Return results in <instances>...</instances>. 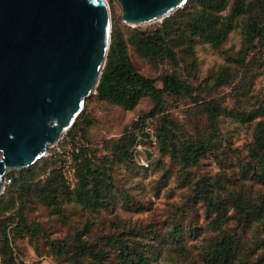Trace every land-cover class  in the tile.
Here are the masks:
<instances>
[{"label":"rangeland","instance_id":"rangeland-1","mask_svg":"<svg viewBox=\"0 0 264 264\" xmlns=\"http://www.w3.org/2000/svg\"><path fill=\"white\" fill-rule=\"evenodd\" d=\"M106 1L111 9L112 31L127 42L136 69L154 79L161 89L164 87L162 78L174 73L189 86L181 94L166 91L162 97L166 104L164 115L149 117L146 125L155 130L167 121L170 136L178 140L179 146L182 142L197 143L211 138L210 149L198 162L187 165L172 153H165L160 142L140 154L144 160H149V167L141 162L144 167L137 163L124 164L117 157L118 153L117 158L113 156L107 162L106 148L113 147L110 141L134 127L140 116L152 110L155 101L147 95L134 109H125L97 98V92L91 94L81 111L91 123L81 122L85 129L76 132L75 138L81 146L96 150L91 167L97 168L104 181V204L97 206L92 195L90 201H81L77 195L69 197L65 188L57 190L58 202L49 204L39 196L36 186L30 187L34 180L26 184L20 180L19 189L12 190L18 195L17 205L0 204V221L14 213L25 216L29 223L27 228H32L11 236L14 263L129 264L119 251L122 244H128L147 252L148 264H216L212 252L223 230L237 232L246 247L260 243L250 258L264 257V229L255 223L243 228L236 219L221 220L219 227H215L212 221L219 211L208 199L198 197L197 188L203 180L220 184V187L215 186L214 195L219 194L226 202V217L238 216L233 198L241 195L255 202L264 196V184L244 179L241 173L242 165L249 159L255 126L264 120V115L247 122L239 120V114H252L264 107V69L258 59H252L255 51L245 50L249 32L254 37L252 45L256 49L264 48V34L258 36L253 29L256 19L259 26L264 27L260 0L246 1V12L233 18V29L219 47L207 42L200 30L192 33L195 29L190 26L192 19L204 7L201 0H187L183 13L175 17L171 16L176 11L162 20L142 24L126 23L122 19L121 4L117 0ZM216 2L218 0L209 3L212 10H216ZM232 5L233 0H227L226 8L216 11L221 22L231 20ZM169 17L170 36L166 43L167 48L176 53L175 58L170 54L150 57L138 52L137 33L155 34ZM210 101L217 109L208 106ZM69 144L65 145L69 148L67 151L73 147ZM56 152L59 153L56 147L50 146L48 154L33 163L38 165L36 181L48 179L53 168H61L62 161L52 158ZM76 184H71L72 189ZM4 192L7 188L2 194ZM133 229L141 233L135 236ZM85 244L102 252L103 259L80 251L78 247ZM6 251L0 232V264H13L8 261L9 255L4 259ZM247 251L251 255L252 249Z\"/></svg>","mask_w":264,"mask_h":264},{"label":"water","instance_id":"water-1","mask_svg":"<svg viewBox=\"0 0 264 264\" xmlns=\"http://www.w3.org/2000/svg\"><path fill=\"white\" fill-rule=\"evenodd\" d=\"M126 23L187 0H117ZM106 0H0V195L11 170L47 155L97 92L112 38Z\"/></svg>","mask_w":264,"mask_h":264},{"label":"trees","instance_id":"trees-1","mask_svg":"<svg viewBox=\"0 0 264 264\" xmlns=\"http://www.w3.org/2000/svg\"><path fill=\"white\" fill-rule=\"evenodd\" d=\"M201 1L204 2V7L202 11L192 19L190 26L195 28L194 30L192 28V33L194 34L196 29L200 30L207 42H210L214 47H219L227 38L229 32L233 29V18L246 12L247 0H233L230 12L231 20L229 22H221V16L216 13V11H221L226 8L227 0H218V2L215 3L216 10H212V6L209 4L212 0ZM260 3L264 10V0H260ZM183 10L184 8L177 10L171 17L183 13ZM163 23L162 28H158L155 34L147 35L145 32L137 33V35H139L136 42L138 52L150 57H154V54H170L172 59L175 58L176 53H173L170 48H167L169 45L166 43L167 36H170V17L165 19ZM253 29L257 32L258 36L264 34V27L259 26L258 19H256V24ZM152 35H156L157 38H154ZM247 38L246 43H248V45H245V50L248 53L255 51V56L252 59H258L260 65L264 69V61L262 58L264 48L256 49L255 46L252 45L254 37L251 32L247 34ZM162 82L164 87L161 89L155 84L154 79L141 74L136 69L130 59L127 42L115 31H112L106 65L100 78L95 96L99 99L108 100L110 103L121 106L125 109H134L142 97L150 95L155 101V106L149 113L140 116L139 120L134 122L135 126L130 129L127 128L120 138L110 141L113 147L106 148V150H108L105 154L107 162L111 161L114 156L115 158L119 157L120 161H123V163L127 165H132L133 163L139 164L134 149L137 132L143 131V127L146 125V121L149 117L155 118L164 115L163 113H165L166 104L162 97L166 91L181 94L184 89H189L187 83L181 80V78L175 73L164 76ZM213 103V101H210L208 106L211 109H217ZM259 115H264V107L259 108L252 114H239V120L247 122L255 119ZM81 122H84V125L85 123L86 125L91 123L86 114L81 113L75 123L64 135V138L61 141L62 145L72 143L73 146H80V141L75 138V133L85 129L84 126H81ZM166 122L167 121H164L160 127H156L155 129L158 143L161 142L162 150H164L165 153H172L173 156L178 157L188 165L195 164L201 157L206 155L207 151H209L210 143L212 141L211 138L207 140H199L197 143L182 142L181 146H179L178 140L171 138L170 127ZM145 135L147 134L145 133ZM80 148V152L75 153L74 155L77 183L75 188L72 189L71 184L67 183L62 166L60 169L53 168L48 179L44 181H36L35 178L38 174L36 173L38 165L33 164L25 169L16 172L12 171L5 176V189L7 188V192L1 194L0 204L10 202L11 206L15 207L18 202V195L12 192V190L15 188L17 190L19 189L17 187L19 186L18 184L20 180L24 184L30 180H34V184H31L30 182V187L34 188V186H36L39 196L49 204L57 203V190H63L65 188L69 197L77 195L78 199L81 201H90L93 199L90 196L92 195L96 199H93V201H95L97 206L101 204L103 205L105 195L102 182L104 181L100 172H97V168L91 167V164L94 161V155H96V150L89 146H80ZM116 153H118L119 156L116 157ZM52 158L56 161L60 160L62 161L61 163H63L64 158L60 153L56 152ZM139 165L144 167L141 164ZM241 173L244 179L254 180L258 183L264 184V120L258 121L255 126L254 141L249 149V159L242 165ZM8 179H10V182ZM217 184V182L210 183L208 180H203L202 184L197 185L198 197L208 199L209 204L219 211L217 217L212 221L215 227H219V221L221 220L228 221L229 219H236L238 224L243 228H247L251 223H255L256 226L264 229V196L260 197L255 202L247 197L244 198L241 195L233 198L238 216L231 215L226 217V202L222 201L219 194L217 196L214 195V188ZM217 187H220V184H218ZM22 192L20 193V196ZM16 212L19 213L18 211ZM15 219H17L16 224L14 223ZM10 225H12V227L8 230ZM28 226L29 223L25 216L14 213L0 221V232L5 239V247L7 250L4 253V259H7L6 255H9L8 261L13 264H15V260L12 257L11 236H17L24 230L31 231L30 229L32 228L30 227L29 229L27 228ZM132 231L135 236L141 233H138V230L135 229ZM259 244L260 243L256 242L254 246L246 247L247 244L243 242L241 235H238L237 232H227L223 230L220 238L215 243L212 257L216 264H258L264 262V257L261 256L257 260H253L250 256L255 254ZM78 248L80 251L88 252L91 255H94V257L96 256V258L103 259L104 257V255L101 254L102 252L94 251L86 244L79 246ZM251 249L252 251H250ZM247 250L251 252V255L247 253ZM119 251L123 254L129 264L149 263V254L142 251L137 245L122 244ZM256 261H258V263H255Z\"/></svg>","mask_w":264,"mask_h":264},{"label":"built area","instance_id":"built-area-1","mask_svg":"<svg viewBox=\"0 0 264 264\" xmlns=\"http://www.w3.org/2000/svg\"><path fill=\"white\" fill-rule=\"evenodd\" d=\"M262 58L264 61V51L262 53ZM145 133L147 135H145ZM63 138L59 142L52 144L51 147H56V150L59 151V153L63 155L64 159H63V163H62V169H63V173H64V176H65L67 183L75 184L76 183V175H75L74 155H75V153L80 152V149H81L80 146L81 145L80 146H73L70 151H67L66 149H69L68 146L61 144V141L63 140ZM157 143H158V138H157L155 130L152 126L144 125L143 131L137 132V138H136V143L134 145V149L136 151V154L139 155V162L143 163L144 166L149 167L150 162H149V160L147 161V159L144 160V158H142L140 156V154L145 152V149L147 151L148 146L155 147L157 145ZM69 145H72V143ZM47 154H48V152H47Z\"/></svg>","mask_w":264,"mask_h":264},{"label":"bare ground","instance_id":"bare-ground-1","mask_svg":"<svg viewBox=\"0 0 264 264\" xmlns=\"http://www.w3.org/2000/svg\"><path fill=\"white\" fill-rule=\"evenodd\" d=\"M158 20H161V18H160V19H158Z\"/></svg>","mask_w":264,"mask_h":264}]
</instances>
